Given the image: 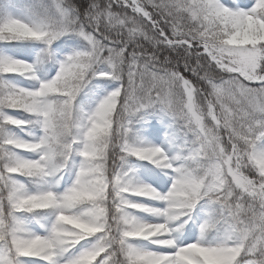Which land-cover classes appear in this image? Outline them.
I'll return each mask as SVG.
<instances>
[{"label":"snow or ice","instance_id":"obj_1","mask_svg":"<svg viewBox=\"0 0 264 264\" xmlns=\"http://www.w3.org/2000/svg\"><path fill=\"white\" fill-rule=\"evenodd\" d=\"M0 264H264V0H0Z\"/></svg>","mask_w":264,"mask_h":264}]
</instances>
